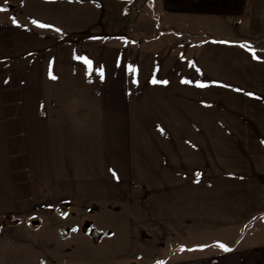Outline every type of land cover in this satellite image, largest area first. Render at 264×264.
I'll use <instances>...</instances> for the list:
<instances>
[{
    "label": "crops",
    "instance_id": "obj_1",
    "mask_svg": "<svg viewBox=\"0 0 264 264\" xmlns=\"http://www.w3.org/2000/svg\"><path fill=\"white\" fill-rule=\"evenodd\" d=\"M53 1L0 0V264H67L59 241H91L76 215L121 203L129 208L126 238L135 256L128 264H264V244L253 235L224 241L264 216V51L254 59L241 47L264 40V0H153L160 14L211 35L193 56H163L176 67L156 74L176 82L174 103L166 86L163 104H88L82 121L75 104L46 97L61 88L75 95L80 80L94 89L87 94H105L96 84L112 82L116 70L123 95L124 64L135 68V53L125 62L117 52L96 58L85 51L104 70L103 78L89 76L76 46L61 44L58 21L44 15ZM136 57L142 78L154 79L148 53ZM197 81H211L206 92ZM186 96L196 98L192 110ZM198 96L212 100L203 104ZM140 128L158 133L136 135ZM135 143L163 144L162 161L137 158L127 146ZM63 226L73 230L61 234ZM172 241L167 251L160 246Z\"/></svg>",
    "mask_w": 264,
    "mask_h": 264
},
{
    "label": "rangeland",
    "instance_id": "obj_2",
    "mask_svg": "<svg viewBox=\"0 0 264 264\" xmlns=\"http://www.w3.org/2000/svg\"><path fill=\"white\" fill-rule=\"evenodd\" d=\"M117 1L118 0H54V8H50V6L42 8L45 17H50V19L54 17V19L58 21L61 44L65 42L76 46V57H84L87 55L85 51L92 50L96 53H93V56L95 57L97 55L96 58H98L99 55L103 56L102 54L105 50H108L109 54L112 56L113 54L110 53V51H113L115 54L116 52L121 54V57L123 55V60L126 62L131 60V56L135 53L136 71L133 75L127 70L124 71V75L122 74L125 77L123 95L120 94V82L118 79L121 76V72L116 70L113 74L115 78L112 82L109 81L101 84L97 82L98 84H96V86L99 87L97 91H105V94H87L91 90H89L88 87L83 88L84 85L80 80V85H77V88L74 90L76 92L75 95L68 96L63 94V92L66 91L61 88V94L59 96L46 97L49 103L75 104L77 108V119H80V121L85 118L83 109L85 107L84 105L88 104H163L164 99L162 95H165L166 86H168V94L172 95V97H169L172 98V103H174L173 94L176 93V82L173 80H165L163 73L159 75L156 74V72L174 70L173 68L176 67L171 63L165 64L163 56H193L200 45L211 38L208 32L200 30L198 26L189 21L179 22L170 16L166 17L160 14L156 10L153 0L120 1L123 3ZM22 4L25 3L18 2L19 6ZM56 10L59 13L58 15H56ZM240 38L250 39V37L246 35H240ZM250 40L253 41L252 39ZM257 40L258 41L254 43H250L249 41L246 43L243 42L246 46L244 48L247 50L264 51V40H260L259 37ZM68 51L69 53L72 52L71 48H69ZM139 53H148L149 58H147L145 65H147L148 71L153 72L151 76L154 77V79L146 80L142 78L143 74L139 70V66H142L143 63L138 62L136 59ZM111 58L113 57H109V59ZM128 66L129 64L125 63L124 69ZM192 69L196 70L194 67ZM83 75L77 74L81 79ZM153 81H155V83ZM162 81H167V83H162ZM148 83L151 85H147ZM208 83L210 84L211 81H207L205 85ZM61 87H63V84H61ZM92 87H95V85ZM204 88L206 92L207 87ZM208 88L210 90L211 86L209 85ZM92 91H94V89ZM186 91L190 93L189 90ZM132 92H135L137 95L132 96ZM138 93L145 94L138 95ZM146 93H155L159 94V96L153 101V97H148L151 95ZM205 94L207 93L203 95ZM183 99V103L188 107V110H192L193 105H191L190 102H196V98L186 96L183 97ZM202 99L203 104L208 100H212L210 96H198L199 101ZM259 103L264 104V97L259 99ZM205 106L210 107L208 104H205ZM209 111L204 113H195L191 111L188 113L192 114V116H205L207 114L209 115ZM160 115V119H162L163 112H160ZM220 115L222 116V112ZM149 131L151 132V129H149ZM150 132L140 128L135 131V134L157 135L158 130L152 129V132ZM127 146L130 150L133 146L134 152L137 151L139 153L137 158H147L151 155L155 156L157 162L163 159L162 153L157 152L158 150L159 152L163 151V144L135 143V145ZM189 146L195 147L196 145ZM208 146L211 147V145ZM103 149H105V147ZM148 151L152 152V154H148ZM194 170H196L195 167H189L190 173ZM126 206V203H124V206L123 203L118 206H93L87 211L91 216L81 215V213L77 214L74 219V224L81 232L89 234L91 236V241L88 242L84 238H78V241L75 240V244H71L69 240L59 241L58 246L63 259L62 262H67V264H128L134 261L135 256L131 254L129 240L126 238V236L128 237V231L125 230V221L129 220L127 214L129 208ZM61 212L64 213L65 208L60 209V213ZM64 228L65 226L61 228V234L73 230L71 228L69 230ZM248 233L254 236L255 243L264 244V216L245 224L242 228H237L228 232L226 234L228 240L224 241L228 244H232L236 238ZM174 243L175 242L172 241L168 242L166 245L163 242L160 246L167 251V248L174 247ZM188 243H190V241H188Z\"/></svg>",
    "mask_w": 264,
    "mask_h": 264
},
{
    "label": "snow or ice",
    "instance_id": "obj_3",
    "mask_svg": "<svg viewBox=\"0 0 264 264\" xmlns=\"http://www.w3.org/2000/svg\"><path fill=\"white\" fill-rule=\"evenodd\" d=\"M13 23L14 24H17V21H15V20H13ZM32 23L34 24V25H36L37 27H40V28H45V27H48L47 25H44V24H41V23H39L38 21H35V20H33L32 21ZM56 31H59V29H56ZM241 47H246L245 45H241ZM252 51V56H253V58L255 59V58H257L256 57V54H255V51L254 50H251ZM76 59H78V60H80V61H82L85 65H86V67H87V74L89 75V76H91V74L93 73V71H95V73L100 77V78H103V76H104V70H103V68L101 67V66H93V62L90 60V59H88V58H86V57H76ZM127 71H129L130 73H134L135 71H136V69L135 68H133L131 65H129L128 67H127ZM197 71H199V69H197ZM51 78H55V77H51ZM154 83H155V81H153ZM162 83H167V81H162ZM182 83H185V84H191V83H193V81H190V80H183L182 81ZM195 86L196 87H199V88H204V87H207V85H205V84H203V83H200V82H195ZM249 95H251V94H249ZM219 247H221L224 251H228L229 249L225 246V245H223V244H220L219 245Z\"/></svg>",
    "mask_w": 264,
    "mask_h": 264
},
{
    "label": "water",
    "instance_id": "obj_4",
    "mask_svg": "<svg viewBox=\"0 0 264 264\" xmlns=\"http://www.w3.org/2000/svg\"><path fill=\"white\" fill-rule=\"evenodd\" d=\"M118 1H130V0H118Z\"/></svg>",
    "mask_w": 264,
    "mask_h": 264
},
{
    "label": "trees",
    "instance_id": "obj_5",
    "mask_svg": "<svg viewBox=\"0 0 264 264\" xmlns=\"http://www.w3.org/2000/svg\"><path fill=\"white\" fill-rule=\"evenodd\" d=\"M60 210V209H59ZM63 212H61V214H62ZM64 214V213H63Z\"/></svg>",
    "mask_w": 264,
    "mask_h": 264
}]
</instances>
